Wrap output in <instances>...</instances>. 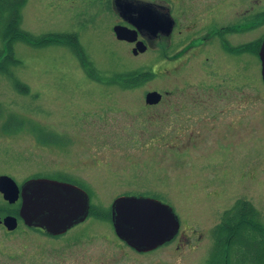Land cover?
Returning <instances> with one entry per match:
<instances>
[{
  "label": "rangeland",
  "instance_id": "1",
  "mask_svg": "<svg viewBox=\"0 0 264 264\" xmlns=\"http://www.w3.org/2000/svg\"><path fill=\"white\" fill-rule=\"evenodd\" d=\"M21 15L19 27L33 37L77 34L88 61L67 39L13 41L15 61L9 74L0 71V173L18 181L67 174L90 192L92 213L58 237H2L0 263L206 264L214 227L237 201L250 202L264 224V84L256 53L248 68L232 65L208 78L198 64L171 68L165 39L133 55L113 34L112 13L83 22L71 2L26 0ZM5 44L0 35L4 56ZM140 69L153 75L111 80ZM152 90L163 99L148 106ZM10 114L22 121L16 132L4 128ZM121 195L170 205L177 235L150 251L129 247L102 214Z\"/></svg>",
  "mask_w": 264,
  "mask_h": 264
},
{
  "label": "flooded vegetation",
  "instance_id": "2",
  "mask_svg": "<svg viewBox=\"0 0 264 264\" xmlns=\"http://www.w3.org/2000/svg\"><path fill=\"white\" fill-rule=\"evenodd\" d=\"M63 1L66 3L71 2L76 17H79L77 19L83 22L96 21L99 16L105 17L112 13L115 17L112 32L116 39H118L114 33V26L116 25L135 32L133 41H125L131 45L133 55L141 54L143 51L149 50L153 44L165 39L166 49L164 55L166 63L171 68L175 69L179 65L177 67L178 72L180 67L191 68L193 65L198 64L199 67H202L203 72L205 68L209 69L210 73H206L208 78L219 77L221 68H229L232 65H234V68L236 66L248 68L253 63L251 57L255 53L259 59L258 52L264 39V0ZM75 32H79V30L76 29ZM254 32L259 33L256 38L253 37ZM78 42L80 43V37H78ZM137 45L144 46L145 49L136 52L134 49ZM79 53L82 52L79 51ZM83 53L86 61H88L84 49ZM244 55L249 57L243 58ZM259 62L261 67L260 59ZM174 69L172 71L176 72ZM104 79L101 78L100 80L104 81ZM111 80L113 79L111 78ZM262 82L264 84L263 79ZM162 99L163 94L156 103L145 101V104L155 106L161 103ZM182 101L181 106H185V99H182ZM205 103L201 102L200 105ZM2 175L8 174L0 173V176ZM57 175L61 177L44 173L34 174L23 178L21 181L8 175L16 183L17 196L14 201L10 202L4 198L3 193L0 191V242L2 237L18 232H34L40 235L58 237L91 216L90 192L83 185L69 178V175ZM38 179H41V184L45 181L63 182L85 192L89 201L85 218L60 234H50L41 228L40 224L45 218L41 215V210H38L35 206L30 207L28 211L32 217H27L26 214L22 216V207L27 199V192L34 189V184L28 181ZM42 191L48 193L46 191L49 190L43 189ZM54 191L49 194H55ZM109 218L111 220V213ZM8 219H11V221ZM7 262H1L0 264H8Z\"/></svg>",
  "mask_w": 264,
  "mask_h": 264
},
{
  "label": "water",
  "instance_id": "3",
  "mask_svg": "<svg viewBox=\"0 0 264 264\" xmlns=\"http://www.w3.org/2000/svg\"><path fill=\"white\" fill-rule=\"evenodd\" d=\"M114 33L118 39H135V32L120 25L114 26ZM144 49V46L137 45L134 51ZM258 55L264 81V39ZM160 98L161 93L156 90L145 94L147 103H156ZM28 182L34 184V189L27 192L22 216L26 214L25 216L32 217L28 211L35 206L45 218L40 225L46 232L60 234L85 218L89 201L81 189L57 181H45L41 184V179H38ZM43 189L49 190L46 191L48 193L43 192ZM53 190L56 193L49 194ZM0 191L5 199L14 201L17 196L15 181L8 175L0 176ZM111 220L116 235L138 252L150 251L171 240L179 229V219L170 205L142 195L116 197L111 204Z\"/></svg>",
  "mask_w": 264,
  "mask_h": 264
},
{
  "label": "trees",
  "instance_id": "4",
  "mask_svg": "<svg viewBox=\"0 0 264 264\" xmlns=\"http://www.w3.org/2000/svg\"><path fill=\"white\" fill-rule=\"evenodd\" d=\"M25 1L0 0V35L3 40H6L3 49V52H6V54L4 53L5 56L0 51V71L9 74L7 65L13 64L15 61L12 51L14 40L19 39L27 43L43 40V44H50L57 43L56 39H61L60 41L67 39V42L74 41V45L77 46L76 49H83L79 43L77 44L73 34L50 33L46 36L33 37L26 31H22L19 26L22 16L21 8ZM8 32H12L9 38ZM67 42L65 44H68ZM7 46L10 47L8 52L6 51ZM98 75L96 76L99 77L100 75ZM152 75V71L140 69L117 74L112 79L119 82H132L149 78ZM23 85L28 89L27 85ZM15 117L10 114L4 121V128L9 132H16L22 127V121ZM98 214L97 211L94 213V215ZM102 214L104 216L110 214L109 209L102 212ZM213 235L214 245L206 264H264V224L260 221L258 212L250 202L239 200L230 209L225 210L221 221L214 227Z\"/></svg>",
  "mask_w": 264,
  "mask_h": 264
}]
</instances>
